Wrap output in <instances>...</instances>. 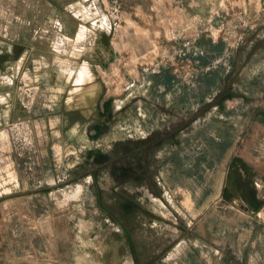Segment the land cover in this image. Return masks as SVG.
I'll return each mask as SVG.
<instances>
[{
	"label": "crops",
	"instance_id": "0c3cea01",
	"mask_svg": "<svg viewBox=\"0 0 264 264\" xmlns=\"http://www.w3.org/2000/svg\"><path fill=\"white\" fill-rule=\"evenodd\" d=\"M221 1L137 0L132 5L137 15L143 11V2L151 13L163 9L164 37L171 44V52L168 62L148 70L152 74L147 80H131L128 86L135 91L119 99L117 109L113 108L111 116L130 122L129 126L119 125L121 143L127 137L132 143L129 153L112 164L100 165H112L117 180L114 187L106 179V185L100 184L95 192L100 228L110 224L114 234L109 238L96 236L91 220L83 221L81 231L74 223L60 230L52 222V214H45L42 207L29 213L28 208L23 212L10 210L12 203L7 212L6 206L0 207V264H73L81 238L79 257L81 252L90 254L91 244L106 248L116 243L117 256L124 260L121 264H158L159 257L167 264H264V146L255 145L264 138V112L251 119L245 111L249 98L264 93V6L253 17L251 9L249 14L244 12V28L238 22L234 27L227 23L231 29L226 31ZM16 2L0 0V24L4 25H0V56L4 57L0 72L11 69L15 54L21 58L35 53L27 47L18 52L12 48L14 40L28 39L25 33L11 32ZM19 5L21 9L28 7L25 0ZM236 42L239 48H235ZM237 65L243 84L225 85ZM85 73L93 79L88 71ZM206 74L211 75V81L201 80ZM105 84L94 81L81 88V102L73 112L99 116ZM236 87L244 89L243 95L235 92ZM12 125L0 129V154L12 156L20 153L21 145L22 150L28 148V140H22L21 133L14 130L23 125ZM19 168L18 162L7 167L3 164L0 177L7 176L8 180L2 182L4 189L0 191L29 192L28 182L18 180ZM97 179L96 172L90 171L78 192L74 187L67 193L84 195L85 185H98ZM108 183L118 198V209L123 210L121 215L140 210L153 217L147 236L142 235V225L128 228L124 217L101 204ZM156 186L161 191L157 192ZM13 220L19 223L12 225ZM49 220L52 224L45 226ZM151 232L169 233L171 242L153 254L150 250L159 241L150 237ZM205 235L213 246L203 239ZM44 241L51 243L47 247L50 251H45Z\"/></svg>",
	"mask_w": 264,
	"mask_h": 264
},
{
	"label": "rangeland",
	"instance_id": "374dc122",
	"mask_svg": "<svg viewBox=\"0 0 264 264\" xmlns=\"http://www.w3.org/2000/svg\"><path fill=\"white\" fill-rule=\"evenodd\" d=\"M16 1V7L12 9L11 32L25 33L28 39L14 40L12 48L18 52L20 48L27 47L35 53L21 58L15 54L11 69L0 72V129L8 128L14 122L21 123L23 126H16L14 130L17 134L20 132L22 140L26 138L29 145L23 150L21 145L20 153L12 156L1 153L0 173L4 170V163L7 167L12 166L13 161L14 164L18 162V180L28 182L31 189L27 193L15 194L0 191V207L6 206L7 212L13 203L10 210L23 212L28 208L29 213H35L36 208L42 207L45 214H52V222L60 230L74 223L81 231L83 221L91 220L96 236L100 234L109 238L111 233L114 234L113 227L109 224L107 228H100V209L95 192L100 190V184L106 185V179L114 187L117 180L112 165L107 168H100V165L106 162L112 164L132 148L129 137L125 144L121 143L123 135L119 130V125L129 126L130 122L111 115L115 113L113 108L118 100L130 97L135 91L128 86L131 80H147L152 74L149 69L168 62L171 44L164 37L167 30L164 11L156 9L151 13L148 4L143 2L140 4L143 11L137 15L132 9L137 0H25L28 7L24 9L19 5L24 0ZM221 2L226 31L236 22L240 27L244 26L243 17L249 14V9L253 17L264 6V0ZM0 25L1 28L4 26L2 22ZM234 46L239 48L238 42ZM3 63L4 57L0 56V65ZM85 70L93 76L92 80L87 78ZM240 71L237 65L236 72L229 76L225 85L236 83L241 86L244 78L240 77ZM201 80L211 81L212 77L206 74ZM94 81L106 83L101 90L103 99L98 105L99 116H82L79 111L74 113L73 108L81 102V88ZM238 87L235 92L243 95L244 89ZM245 111L251 119L259 117L264 112V93L260 97L249 98ZM261 139L255 145L264 146V138ZM2 155L6 157L2 158ZM90 171L96 172L98 185L86 184L84 195H69L67 192L74 191V187L78 192L79 185L82 187L81 183ZM5 179L8 180L7 176L0 177V190L4 189L2 182ZM38 183L42 185L36 189ZM109 183L107 194H102L101 204L124 217L128 228L137 227V223L142 225V235L147 236L153 217L140 210L135 213L124 211V216L121 215L123 210L118 209V198L114 191H110L112 184ZM158 188L156 186V191H161ZM73 198L74 201H68ZM69 202L70 211L67 214L65 208ZM16 223L19 221L13 220L12 225ZM51 224L50 220L45 221V226ZM149 235L159 241V245L150 250L153 254L161 252L164 245L171 242L169 233L151 232ZM203 239L213 246L209 236L205 235ZM82 242L81 238L76 243L73 264L124 262L117 256L116 243L108 244L106 248L98 243L91 244L90 254L86 256L81 252L79 257ZM48 246L51 243L44 241L45 251ZM143 250L146 256L148 250ZM13 251L18 252V249ZM192 251L195 255L196 250ZM161 259L157 260L158 264H167Z\"/></svg>",
	"mask_w": 264,
	"mask_h": 264
},
{
	"label": "bare ground",
	"instance_id": "6f19581e",
	"mask_svg": "<svg viewBox=\"0 0 264 264\" xmlns=\"http://www.w3.org/2000/svg\"><path fill=\"white\" fill-rule=\"evenodd\" d=\"M79 37H80V36H79ZM73 41H74V40H73ZM73 41H72V42H73ZM81 41H82V40H81ZM81 41H80V42H81ZM76 43H77V42H76ZM76 45H77V44H76ZM80 45H81V44H80ZM77 46H78V45H77ZM85 72H86V71H85ZM88 74H89V72H88ZM90 76H91V75H90ZM88 79H89V76H88ZM82 92H84V91H82ZM86 92H87V91H86ZM86 92H85V93H86ZM91 92H93V91H91ZM98 92H99V91H98ZM26 93H27V92H26ZM28 93H29V92H28ZM97 95H98V94H97ZM88 97H89V96H88ZM86 98H87V97H86ZM85 100H86V99H85ZM89 102H92V101L90 100ZM19 126H20V125H19ZM3 133H4V132H3ZM28 144H29V143H28ZM2 146H4V145H2ZM15 180H16V179H15Z\"/></svg>",
	"mask_w": 264,
	"mask_h": 264
}]
</instances>
